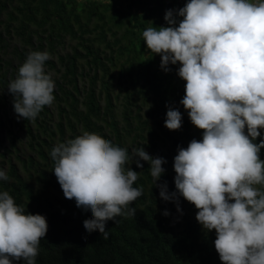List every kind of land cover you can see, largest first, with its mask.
Here are the masks:
<instances>
[{
    "label": "trees",
    "instance_id": "16d2710c",
    "mask_svg": "<svg viewBox=\"0 0 264 264\" xmlns=\"http://www.w3.org/2000/svg\"><path fill=\"white\" fill-rule=\"evenodd\" d=\"M187 2L0 0V132L1 127L17 125L35 154L19 159V171L11 162L3 169L10 160L5 154L14 151L18 158L19 152L17 137L7 128L0 170L9 179L0 180V191H7L27 213L47 220L36 264H221L215 230H203L195 219L197 209L182 197H177L182 214L174 202L162 200L147 162L140 161L143 169L130 165L138 172L133 186L143 189L130 205L136 215L116 217L119 223L108 221L107 240L98 231H85L83 221L91 219L90 211L64 197L52 172L50 152L57 143L95 132L130 155L143 147L164 158L165 171L157 184L166 182L169 193L176 191L174 157L178 148L202 139V130L192 125L180 104L185 81L175 73L179 64H169L171 70L164 72L160 56L146 48L142 33L150 26H167L166 10H178ZM69 40L73 44L65 49ZM31 51L49 54L44 68L54 73L55 99L34 121L17 114L14 119L7 88ZM169 106L182 115L178 130L164 126ZM260 158L264 160V148Z\"/></svg>",
    "mask_w": 264,
    "mask_h": 264
},
{
    "label": "clouds",
    "instance_id": "9594fccd",
    "mask_svg": "<svg viewBox=\"0 0 264 264\" xmlns=\"http://www.w3.org/2000/svg\"><path fill=\"white\" fill-rule=\"evenodd\" d=\"M163 19L167 26L148 27L143 41L160 56L164 72L179 64L177 75L185 81L180 104L202 130V139L178 148L174 157L176 191L157 184L164 158L143 147L130 155L95 132L57 143L50 152L52 172L64 197L90 211L85 231L107 240L108 221L136 215L130 205L143 189L133 186L138 172L130 165L143 169L140 161L147 162L159 197L174 202L181 214L182 197L197 209L202 229L215 230L221 264H264V0H188L166 10ZM48 59L46 51L29 52L8 85L19 118L34 121L54 102L55 83L44 68ZM181 124L180 111L169 106L164 126L174 131ZM8 179L0 170V180ZM47 230L43 215L27 213L0 191V264H36Z\"/></svg>",
    "mask_w": 264,
    "mask_h": 264
},
{
    "label": "rangeland",
    "instance_id": "374dc122",
    "mask_svg": "<svg viewBox=\"0 0 264 264\" xmlns=\"http://www.w3.org/2000/svg\"><path fill=\"white\" fill-rule=\"evenodd\" d=\"M67 42H68V44L66 45L65 49L69 48V43L73 44V42L71 40H69ZM175 73H177V72L175 71ZM46 74H49L52 78L54 77V73L52 72V70H48L47 69L46 70ZM13 79H15V78H13ZM12 111L13 112H12L11 116L14 119H16L17 116H16L14 110H12ZM4 125H5V122H2V126H4ZM7 128L11 131V133L15 134L16 137H17L18 146H16V148L19 149V152H16L17 155H18V158H16L14 156V151L10 155L8 153L5 154V156H7V158H9L10 160L9 161H5L3 163V169H6V167L8 166V163L11 162V163H13L16 166V168L19 171L20 170V166H19L20 160L19 159L25 158L26 156H29V155L35 156V154H32L33 152H31L28 149V147H27L28 138H27V135L23 132V129H21L20 127H17V125H15L13 123L10 124V127H1V132H0V147L1 148L2 147H6V148L8 147V145H6V143H7V137H6Z\"/></svg>",
    "mask_w": 264,
    "mask_h": 264
}]
</instances>
